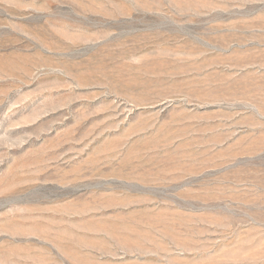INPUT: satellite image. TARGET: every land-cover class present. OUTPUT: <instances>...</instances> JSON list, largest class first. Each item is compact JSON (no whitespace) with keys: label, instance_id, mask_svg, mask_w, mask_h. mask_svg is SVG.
<instances>
[{"label":"rangeland","instance_id":"rangeland-1","mask_svg":"<svg viewBox=\"0 0 264 264\" xmlns=\"http://www.w3.org/2000/svg\"><path fill=\"white\" fill-rule=\"evenodd\" d=\"M0 264H264V0H0Z\"/></svg>","mask_w":264,"mask_h":264}]
</instances>
